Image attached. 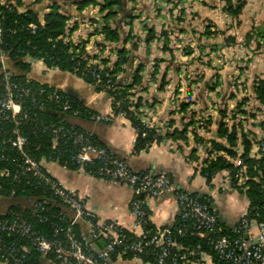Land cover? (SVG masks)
Returning <instances> with one entry per match:
<instances>
[{
	"label": "built area",
	"instance_id": "obj_1",
	"mask_svg": "<svg viewBox=\"0 0 264 264\" xmlns=\"http://www.w3.org/2000/svg\"><path fill=\"white\" fill-rule=\"evenodd\" d=\"M28 1L33 0H20L21 3ZM15 5L16 0H0V46L5 15L13 11ZM28 29L32 34L35 32L33 25ZM26 61L32 64L43 62L36 59ZM6 62L8 55L0 50V163L7 166L0 172V177L17 184L24 183L29 189L47 190L73 214V220H65L61 213L52 216L44 204L36 203L32 219L47 228V231H39L20 212L9 211L0 219V259L3 264H25V245L50 264H264V222L249 218L246 211L231 228L221 226L211 210L209 198L201 200L188 192L175 191L167 175L132 171L90 133L78 131L65 121V116L79 118L83 115L94 123H109L116 116L128 120L127 113L134 115L135 112L132 106L117 115L112 110L110 115L86 113L56 89L33 87L27 81L14 79ZM86 63L82 75L91 78L92 88L115 94L118 84L104 74V68ZM133 101L129 99V105ZM49 107L59 113V118L56 122L43 123L37 112ZM119 107L118 102L116 108ZM30 116L31 121L40 127L41 134H48L51 139V152L39 160L27 153L28 140L21 131ZM143 124L156 136L171 130L166 121ZM199 125L200 131L206 129L203 121ZM196 149L201 152L200 147ZM230 163L236 166L233 182L242 187L246 178L241 162L232 160ZM45 164L81 171L100 180L130 187L133 198L129 215L139 228V234L129 237L117 222L98 220L78 192L65 188L46 173ZM227 181L231 186L228 174ZM163 192L174 193L177 214L172 227L157 228L151 225L146 199L156 198ZM13 195L15 191L11 190L10 196ZM76 221L86 225L87 234L73 231ZM252 231H256L255 238L248 240ZM188 240L194 241L191 248L186 247ZM101 241L104 247L94 250Z\"/></svg>",
	"mask_w": 264,
	"mask_h": 264
},
{
	"label": "crops",
	"instance_id": "obj_2",
	"mask_svg": "<svg viewBox=\"0 0 264 264\" xmlns=\"http://www.w3.org/2000/svg\"><path fill=\"white\" fill-rule=\"evenodd\" d=\"M200 2L203 7H201L200 11L199 9L196 11V17L193 21H189V23L186 22L188 25H186V27L194 32L202 30L204 33V29L212 22V17L209 16L213 15L214 17L215 13L223 15L225 18L226 16L220 11L223 6L222 3L218 5L215 4L216 6L213 8V0H207V2L205 0H200ZM65 9L71 17L69 23L71 24V22L75 21L74 25L78 28L81 24L80 20L85 16L84 14L88 10H96L98 14L96 8H88L81 13H77L75 8L71 6H65ZM228 19L230 20V18ZM239 22L240 26L236 30V36L233 35L237 44L225 49L229 56H226L225 51H221L226 57L224 63L217 66H212L211 63H209L210 68L205 66L209 71L201 74L205 83H208L210 80L211 83L215 81L218 83V87L211 92L202 90V84L200 83L190 85V82L186 80L188 78V76H186L188 72L181 71L179 66L174 65L166 59L156 57V52L153 51L150 53V48L147 54L145 49H143L144 57L140 55L139 51H136V53L142 57L141 60L143 63L141 60L139 61L144 66L142 88L145 91L136 90L141 94L134 96H140L142 99V106L138 111L141 113L140 120L142 123H160L165 121V116H167L165 112L167 109L166 106L170 99L169 94L175 91L179 92V89L180 91L183 89L185 100L188 102L190 99V102L193 101L191 104H197L196 106H190L189 109L191 107H197L195 112L199 111L203 118H210L211 124L209 127H206L208 132L205 133V129L200 131V129L197 128L196 130L197 135L202 137L206 142L208 139L212 138V134H214L219 122L220 118L218 111L221 110V104H232L230 106H233V108L230 106L228 108L229 111H231L234 109L236 101L246 98L248 102L243 109L249 112L248 108L254 107L255 111L252 112L255 114V117L252 122L249 121V123L242 121L243 128L245 131L247 130L254 135L256 139H262L264 141V105H260L254 101V96L250 89L255 78L264 81V45L259 52L254 54L252 51L255 44H250V47L245 48L244 51L242 47L239 46L245 35L250 32L252 28L260 29L261 26H264V0H245L244 9L239 16ZM181 24L183 25V22H181ZM74 33L75 32L67 38L73 45H75L74 40L76 38ZM182 34L187 38H192V36L195 35V33L193 35H188L186 32ZM218 37L221 38L222 42V37ZM253 42L255 43V41ZM104 44L107 43L105 42ZM150 54L151 57H149ZM155 57L165 62L159 64L157 74L154 79L150 80L151 73L154 69L153 60L156 59ZM135 60L133 62V70L140 64L138 63L135 67ZM113 63L114 61H109L108 64L111 66ZM6 67L11 70V66L8 62H6ZM211 68L218 74L217 80L215 78L211 79V75L214 73ZM165 74V86L160 91L158 87ZM27 77H30V79L38 84L62 91L73 102L81 105L91 113L110 115L111 108L109 97L105 93L95 92L93 88L85 84L82 80L68 73L47 69L43 64L39 63L32 64V70ZM122 80H125V78L123 77ZM188 86H190L189 91L187 90ZM188 92L190 94L189 97L186 96ZM230 94L235 95V100L229 99ZM211 104L213 106H210ZM198 117L199 115L197 114L195 120H198ZM181 119L182 117H180V115H176L172 127L180 129ZM235 119V121H237V117ZM65 121L79 130L90 133L100 145L123 160L132 171L154 175H167L171 178L175 191L188 192L199 198H209L213 213L217 217L219 224L223 227L231 228L239 217L248 211L246 198L242 194H238L228 185L226 172L217 174L210 185L206 184L205 178L199 173L201 160L204 158L202 149L201 152L197 151L195 153L196 159L188 157L193 147L190 135L187 136V143L180 141L173 142L169 139H165L163 141L161 140L159 143L154 141L145 148L137 149L134 146L137 140V131L129 120L122 117L116 116L113 118L112 122L109 123H94L88 119L73 118L70 116H66ZM183 122H185V120H183ZM227 123L229 125L231 124L230 121ZM259 123L263 124L262 128L258 127ZM197 125H199V121L195 124V126ZM236 151L240 152L239 146L236 148ZM254 151L253 149V152ZM44 170L50 177L58 180L65 188L78 192L86 201L88 209L95 214L98 220L115 221L127 233L133 234L134 236L139 234V228L129 215V204L133 198V191L130 187L100 180L81 171L63 170L52 164H45ZM146 201L150 207V222L152 226L164 228L174 225L177 206L173 192H163L156 198H149L146 199ZM10 205L11 202L7 200L1 202L0 214L4 213ZM19 205L22 206L23 209L30 210L31 208L30 203L26 201L20 202ZM60 211L63 212L68 220H73V214L70 211L61 207ZM74 227L81 234H87V227L82 221H76ZM255 235L256 231H252L247 239L252 240L255 238ZM98 248H101V246ZM93 249L96 250L95 247ZM0 264L3 263L0 261ZM35 264L50 263L47 259L40 257Z\"/></svg>",
	"mask_w": 264,
	"mask_h": 264
},
{
	"label": "trees",
	"instance_id": "obj_3",
	"mask_svg": "<svg viewBox=\"0 0 264 264\" xmlns=\"http://www.w3.org/2000/svg\"><path fill=\"white\" fill-rule=\"evenodd\" d=\"M125 2V0H103L102 3H99L97 0H33L21 3L20 0H16L14 10L5 15L2 24L3 43L0 46V50L6 52L8 55V63L11 66L10 69L14 74V79L20 82L27 81L33 87H42L47 90H53V88L38 84L30 79V77H27L32 70V63L26 60L36 59L42 60V64L45 68L68 73L82 80L92 88L91 78L82 75L87 67V61L83 60V48L75 46L67 40L77 27L74 23L72 27H70L69 22L71 17L66 12V9H64V6L74 7L77 13H81L88 8H97L98 14L102 16V28L99 31V34L102 35L104 42L118 45L121 40L120 37L122 36L120 33V24H127L129 22V24H132L131 22L134 20L132 13L125 9ZM217 2L223 4L220 10L224 15L230 18L232 29L236 31L240 26L238 18L245 6V0H217ZM212 4H214L212 5L213 8L217 5L213 2ZM113 19H116L114 24L115 28L111 29L109 21ZM30 25L35 26V32L33 34L28 29V26ZM175 28H177L178 32L181 34L183 32H186L188 35L194 34V31L186 26L178 27V25H175ZM143 29L146 32L143 43L147 54L149 52V46L158 39V36L153 29ZM165 34L166 33H162V36H165ZM222 34L223 33L219 32L210 33L208 27H206L203 36L208 38L210 36ZM253 41H255V47L252 51L254 54L259 52L264 45V26H261L260 29L252 28L251 31L245 35L243 45L249 47ZM121 42L124 47L117 50L116 60L112 67L109 68V60L102 61L105 67L104 74H108L109 79L112 82H117V87L119 88L117 92H119V94L116 95L117 92L115 94L109 92L105 94L111 98L110 108L115 115L121 111L127 112L129 106H132L134 109V115L127 113L128 120L137 131V140L134 143V146L137 149H142L149 146L154 141L159 143L161 140L163 141L165 139H169L173 142H186L187 136L190 135L193 147L188 157L196 159V147H201L203 155H205L206 158L201 160L199 173L205 178L206 184L210 185L217 174L226 172L231 181L230 187L238 194H242L247 200L248 217L256 218L258 222H264V151L262 149L264 141L262 139H256L254 135L247 130L245 131L243 128L242 121L252 122L255 117V114H250V112L243 109L244 106H246L248 99L242 98L241 100L236 101L234 109L231 111H227L226 107L218 111L220 118L219 122L214 134H212V138L208 139L206 142L202 137L198 136L195 131L197 128H201V126H195V124H197L198 121H203L205 126L209 127L211 124L210 118L198 117L199 119L195 120L198 113L189 109L191 105L189 102H182L176 111V113L182 117L181 128H173V121H170L167 125L171 130L164 133V135L156 136L153 131L146 129L140 120L141 113L138 111L142 106L141 97H136L132 105H129V99H133L135 96V93L132 91L144 90L142 88L144 66L142 62L133 70L134 60H141L142 57L136 53L138 48L128 37ZM128 43L130 49L125 48V45ZM236 44L237 42L234 36L224 37L222 41L224 47L234 46ZM164 50H166L165 47H163V51ZM19 51H21L22 54H18ZM163 62L165 61L158 58L153 60L154 69L151 73L150 80L154 79L158 72L157 68L159 64ZM206 66L209 67V63H207ZM211 70L214 72L213 68H211ZM123 77L125 80H122ZM165 77L166 74L160 81V86L158 87L160 91L165 86ZM214 78L216 80L218 78V74L215 72L211 75V79ZM102 79L104 80V77ZM117 79L119 80L117 81ZM199 83L202 84V90H207L208 92L214 91L216 87H218L216 81L211 83L210 80L208 83H205L202 76L198 77L194 82H190V85ZM189 89L190 86L187 87L188 91ZM250 89L254 96V101L260 105H264V81L255 78ZM93 90L97 93H101V89L95 88ZM63 94L73 103L74 106L82 107L73 102L65 93ZM186 96H190L189 92ZM229 99L235 100V95L230 94ZM118 102L120 107L116 108V103ZM82 108L86 113H91L84 107ZM37 113L43 123L56 122L59 118V113L51 107L38 111ZM236 117L237 121H235ZM79 118L87 119V115H83ZM183 120H185V122H183ZM229 121L231 122L230 125L227 123ZM68 126L71 125L68 124ZM262 126V123L258 124V127L262 128ZM39 128L38 125L31 121V116L21 127L22 133L28 140L26 151L37 160L48 156L51 152V139L48 134H41ZM74 128L78 131H82L76 127ZM206 132H208V129H205V133ZM238 146L240 147V152L237 154L235 151ZM254 147L257 149L253 152ZM220 153L222 154L219 155ZM226 158H228V160ZM232 160H239L244 169L246 181L242 187H237L233 182L236 166L230 163ZM5 167L7 166L4 163H0V172ZM11 190L15 191V195L10 196ZM21 190H24V193H21ZM200 199L205 200V198ZM6 200L11 202V205L7 207L4 213L0 214V219L5 217L9 211L20 212L24 217L32 221L35 230L47 231L45 226L37 224L36 221L32 219V209L36 203L44 204L52 216L57 213L64 215L63 212L60 211V207L63 209L65 207L52 198L47 190L29 189L24 183L17 184L12 182L11 179L0 177V203ZM22 201L30 203V210L23 209L22 206L19 205ZM64 217L65 220L68 221L65 215ZM73 231L76 234H81L75 229V227H73ZM127 235L132 238L135 237L130 233H127ZM193 242V240H188L186 247L191 248ZM98 247L99 246L96 245L95 249ZM24 249L27 254V261L25 264L37 263L40 258L39 254L33 249H30L27 245L24 246ZM216 264L218 263L216 262Z\"/></svg>",
	"mask_w": 264,
	"mask_h": 264
},
{
	"label": "rangeland",
	"instance_id": "obj_4",
	"mask_svg": "<svg viewBox=\"0 0 264 264\" xmlns=\"http://www.w3.org/2000/svg\"><path fill=\"white\" fill-rule=\"evenodd\" d=\"M97 1L99 3L103 2V0ZM125 1V9L132 13V17H134V20L131 22L132 24H129L130 22L127 24H120V33L122 34V36L120 37L121 40L118 45L109 43L104 44L105 42H103L102 35L99 34V31L102 28V16L100 14L98 15L96 13V10H88L84 14L85 16H83V18L80 20V27H77V29L74 31V35L76 36L74 40L75 46L83 48V58L87 59L89 64H99L102 68H105L102 61L109 60L115 62L116 52L117 50L124 47L121 41H123V39H125L126 37H128L131 42L135 43L136 47L138 48L137 51H139L140 55L144 57L143 40L146 32L143 28L153 29L158 36V39L149 46L150 53L154 51L156 52V57L166 59L167 61L172 62L174 65L179 66L181 71L188 72V74L186 75L188 76V78L186 80L189 82H194L198 77L201 76L203 72L209 71L205 67L207 63H211L212 66L223 64L226 57L221 51H225L226 56H229V54H227V51L225 50L228 47H224L222 45L221 38L218 37H222L223 41L224 37L233 35L236 36V31L232 29V23H230V20L228 19L229 17L227 18L226 15L225 16L227 19L219 13H215L214 17L213 15L209 16L212 17L211 21L213 22H211L208 26V30L210 31L211 29L210 33L219 32L223 33L222 35L210 36L207 38L203 36L202 30H198V32H194L195 35H193L192 38H187L184 34H180L178 32V29L174 27V25L183 27L187 25L186 22L189 23V21H193V19L196 17V11H198V9L200 11L201 7H203L200 0ZM205 1L207 2V0ZM216 1L217 0H213V3H216L218 5L219 3H217ZM116 19L109 21L111 29L115 28L114 24ZM181 22H183V25L181 24ZM72 23H75V21L71 22V24L69 23L70 27H72ZM205 30L206 28L204 29V32ZM162 33H166L165 36H162ZM129 43L125 45L126 49H130ZM243 44L244 38L239 45L244 51V49L248 47L243 46ZM252 44L255 43L251 42V45ZM163 47H165L166 50L163 51ZM149 57H151V54ZM139 60L140 59L135 60V67L138 63H140ZM111 67L112 65L109 66V68ZM160 67L162 68L161 65ZM183 92V89L181 91L179 89V92L175 91L174 93L169 94L170 99L168 100L166 106L167 109L165 111L167 115L165 116L166 123L169 124V122L173 121L174 117L178 115L176 111L178 110L179 105L182 102L185 101V103H187L184 98ZM133 93H135V96L141 94L139 91H135ZM135 98L136 97H134L133 100ZM188 102L191 103L193 101L190 102L189 99ZM192 105L196 106L197 104L193 103L190 106ZM230 105L232 104L222 103V108L220 107V109L226 107V110L229 111L228 108ZM210 106L213 105L211 104ZM230 107L233 108V106ZM196 109L197 107L190 108V110L194 112L196 111ZM248 111L253 114L255 109L254 107H249ZM197 113L199 117H201L200 112L198 111Z\"/></svg>",
	"mask_w": 264,
	"mask_h": 264
},
{
	"label": "water",
	"instance_id": "obj_5",
	"mask_svg": "<svg viewBox=\"0 0 264 264\" xmlns=\"http://www.w3.org/2000/svg\"><path fill=\"white\" fill-rule=\"evenodd\" d=\"M99 246L104 247V242L103 241L99 242Z\"/></svg>",
	"mask_w": 264,
	"mask_h": 264
}]
</instances>
